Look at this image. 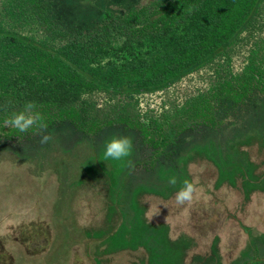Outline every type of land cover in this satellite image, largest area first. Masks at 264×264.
<instances>
[{
	"label": "rangeland",
	"instance_id": "1",
	"mask_svg": "<svg viewBox=\"0 0 264 264\" xmlns=\"http://www.w3.org/2000/svg\"><path fill=\"white\" fill-rule=\"evenodd\" d=\"M10 1L0 0L3 29L52 49L62 46L34 22L19 21ZM50 1L73 31L89 30L105 11L122 14L148 0ZM262 41L264 2L224 56L171 87L132 98L96 91L84 99L103 108L133 105L156 119L242 72ZM44 135L52 139L42 144ZM44 135L0 146V230L22 217L45 222L36 228L49 231L48 253L38 256L15 255L4 241L13 264H264L263 95H254L220 128L186 133L159 156L139 133L119 127L86 136L66 124ZM113 136L132 139L127 159L134 167L103 160ZM185 180L196 191L191 202L179 204L175 195Z\"/></svg>",
	"mask_w": 264,
	"mask_h": 264
},
{
	"label": "trees",
	"instance_id": "2",
	"mask_svg": "<svg viewBox=\"0 0 264 264\" xmlns=\"http://www.w3.org/2000/svg\"><path fill=\"white\" fill-rule=\"evenodd\" d=\"M264 0H148L122 14L105 11L71 31L50 0H11L19 21L34 22L62 46L52 49L0 26V146L19 144L69 124L86 136L119 127L139 133L159 156L181 136L220 128L254 95L264 96V41L239 74L149 119L133 105L97 107L96 91L132 98L162 91L221 56L253 23ZM119 60L112 62V59ZM121 62V63H120ZM35 102L46 129L27 132L4 121Z\"/></svg>",
	"mask_w": 264,
	"mask_h": 264
},
{
	"label": "clouds",
	"instance_id": "3",
	"mask_svg": "<svg viewBox=\"0 0 264 264\" xmlns=\"http://www.w3.org/2000/svg\"><path fill=\"white\" fill-rule=\"evenodd\" d=\"M36 108L35 102H28L25 104L24 109L20 112L13 113L10 118L5 119L4 126L18 129L20 132H27L34 126L40 129H46L47 125L43 123V117L39 112H34ZM52 137L44 135L41 138V143H48ZM133 143L132 139L128 136H113L110 140L105 142L103 160H116L127 161V167L132 168L134 164L132 160L127 159L132 155ZM171 185H175L177 180L175 177L169 179ZM196 191L194 184L185 180L182 187L176 193L175 199L177 203L184 204L191 202L193 194Z\"/></svg>",
	"mask_w": 264,
	"mask_h": 264
},
{
	"label": "flooded vegetation",
	"instance_id": "4",
	"mask_svg": "<svg viewBox=\"0 0 264 264\" xmlns=\"http://www.w3.org/2000/svg\"><path fill=\"white\" fill-rule=\"evenodd\" d=\"M18 222L19 223L14 224L8 221V224L0 230V264H13L14 262V256L6 249L4 241L10 243V250L14 249L15 255L21 254V251L24 250L26 253H33L36 256H38L39 253H48L49 231L47 228L45 232L44 230L40 231V228H36V226H45V222H37L33 219H22V217H19ZM42 236L47 239L43 240L41 243H37L39 237Z\"/></svg>",
	"mask_w": 264,
	"mask_h": 264
}]
</instances>
